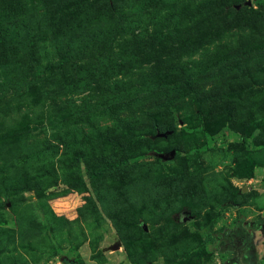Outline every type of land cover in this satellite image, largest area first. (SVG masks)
<instances>
[{
  "label": "rangeland",
  "instance_id": "rangeland-1",
  "mask_svg": "<svg viewBox=\"0 0 264 264\" xmlns=\"http://www.w3.org/2000/svg\"><path fill=\"white\" fill-rule=\"evenodd\" d=\"M244 1L0 0V264H264Z\"/></svg>",
  "mask_w": 264,
  "mask_h": 264
},
{
  "label": "trees",
  "instance_id": "trees-1",
  "mask_svg": "<svg viewBox=\"0 0 264 264\" xmlns=\"http://www.w3.org/2000/svg\"><path fill=\"white\" fill-rule=\"evenodd\" d=\"M244 2H246V1H244ZM244 2H241V3H238V4H243ZM238 4H235L234 5V7H236V8H238L236 5H238ZM245 6H248V5H243L242 7H240L239 9H241V8H243V7H245ZM205 260H207V259H204L203 258V255H199V256H197L190 264H205Z\"/></svg>",
  "mask_w": 264,
  "mask_h": 264
},
{
  "label": "water",
  "instance_id": "water-1",
  "mask_svg": "<svg viewBox=\"0 0 264 264\" xmlns=\"http://www.w3.org/2000/svg\"><path fill=\"white\" fill-rule=\"evenodd\" d=\"M243 5H248L250 6L251 5V1L250 0H247L246 2H244L243 4H238L236 5L238 8L242 7ZM120 243L117 241L115 243V245L112 246L113 249H117L119 247Z\"/></svg>",
  "mask_w": 264,
  "mask_h": 264
}]
</instances>
